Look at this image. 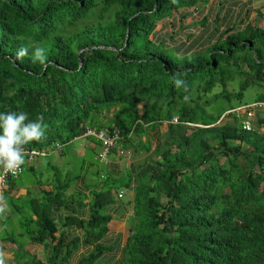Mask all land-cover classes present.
<instances>
[{
    "label": "trees",
    "instance_id": "16d2710c",
    "mask_svg": "<svg viewBox=\"0 0 264 264\" xmlns=\"http://www.w3.org/2000/svg\"><path fill=\"white\" fill-rule=\"evenodd\" d=\"M253 1L220 0L211 18L208 0H0V112L43 116L47 129L46 140L27 149L71 145L93 128L116 129L122 148L149 153L123 178L116 163L97 158L99 142L95 150L84 145L77 157L92 174L58 180L57 194L36 204L70 208L63 194L79 176L101 188L91 194L82 240L103 242L76 264H264V131L242 130L238 112L223 115L249 84L264 87V27L247 19ZM196 5L204 15L194 24L203 28L190 44L164 35L166 22L156 29L157 20L183 19L181 9ZM37 47L44 65L34 59ZM21 48L28 54L18 60ZM173 116L178 123L159 133ZM150 127L160 135L147 134L154 143L137 139ZM130 182L132 204L119 217L132 211V234L110 243L104 204L112 188ZM48 221L34 238L51 243L40 264H68L79 239L53 244Z\"/></svg>",
    "mask_w": 264,
    "mask_h": 264
},
{
    "label": "crops",
    "instance_id": "0c3cea01",
    "mask_svg": "<svg viewBox=\"0 0 264 264\" xmlns=\"http://www.w3.org/2000/svg\"><path fill=\"white\" fill-rule=\"evenodd\" d=\"M157 129L159 133L163 132L162 128ZM147 134L155 139L160 136L155 129L152 130L150 127L145 129L144 134L137 139L140 138L146 141L149 139ZM149 140L154 143V139ZM67 144H64L60 150L51 153L47 157H37L33 162H27L21 174L16 178L8 180L3 189L2 194L8 209L7 212L0 217V259L3 260V264H21L24 255L28 257V254H31L33 251L39 254V259L41 261H46L48 254H51V248L49 249V246H43L46 239L43 241L41 236L40 239L34 240V238L40 235L43 227H49L48 220H52L56 227V231L54 232L55 238L52 240L53 244H55L57 240L59 242L60 238L64 239L67 243L71 242V240L79 239V246L69 251V254L73 255L68 258V264H76V260L80 254L92 253V243L103 242L101 239L92 238L88 246H86L82 240L87 231V226L84 227L83 222L90 221L89 213L91 203H93L91 194H95V192L98 193L101 189L100 187L97 188L98 186H93L95 180H91L90 176L86 181H83V177L79 176L72 181L65 192L66 195L63 194L66 202L70 204V208L62 206L58 209L55 204H49L45 207H38L36 205L42 202L45 195L51 196L52 194H57L59 189L58 180L72 179V176L75 174L79 175L83 173L84 169L92 174L93 168L88 167L87 161H81L77 156L82 152V147L84 145L95 150L98 143L91 139L81 138L77 142L71 143V145ZM77 145L80 149L76 147L75 153L67 150V146L72 148V146L75 147ZM138 154H141V151ZM134 157L136 156H133L132 160H127L123 156L117 154L112 155V161L116 163L115 177H123L133 165L140 162H134ZM75 164L79 165V168H76L79 169V171L76 173L73 168ZM57 165L59 167H65L64 172L61 171V173H58L57 169H55ZM127 199H130V196H128ZM15 200H17V203ZM81 201L85 205H82ZM123 205L126 204L122 201H112L111 203L104 204L110 217L107 223L110 243H113L117 236L123 239L131 233L129 230L132 211L129 210L124 214V217H119V214L123 212V210L120 209ZM39 208H42L44 212H41ZM114 210L115 213L113 214L111 211ZM76 216L80 219H75ZM15 220H20V222L14 223ZM24 222L31 223V225H29L31 227V237L27 243L21 240L22 244L19 245L17 242L20 241L21 232L20 229L16 231V224H18V226H23L26 225ZM80 222L82 223L81 225L79 224ZM16 246L20 247L22 253L12 254ZM114 259L116 261L118 257Z\"/></svg>",
    "mask_w": 264,
    "mask_h": 264
},
{
    "label": "clouds",
    "instance_id": "9594fccd",
    "mask_svg": "<svg viewBox=\"0 0 264 264\" xmlns=\"http://www.w3.org/2000/svg\"><path fill=\"white\" fill-rule=\"evenodd\" d=\"M28 54L27 48H21L19 52L17 53L16 58L22 59ZM34 59L39 61L42 65L46 64L47 57L45 55V50L43 48L37 47L35 49L34 53ZM183 81L180 79L175 80V84L177 87H180L183 85ZM257 101H263V100H257ZM242 106H237L230 111H226L223 115L229 113V112H238L240 115V127H241V121L244 117V112L242 110H239L238 108H241ZM264 113V111H255V114ZM255 114L252 119L253 129L255 128ZM256 115V118H257ZM175 117V116H173ZM177 118V117H176ZM172 119V118H171ZM171 119L169 121H165V123L161 124V127L163 129V132L165 131V124L166 122H171ZM178 120V119H177ZM173 123V122H171ZM178 123V122H176ZM191 125V124H190ZM210 126V125H208ZM92 129V128H88ZM242 129V128H241ZM252 129V130H253ZM46 125L43 121V116H39L36 120H30L28 113L26 112H15V111H7V112H0V168L4 170L5 175L8 173H11L12 175L16 176H9L7 177L5 184L2 188H0V217L1 215L5 214L7 212L6 207V201L3 197L2 191L5 188L8 180L18 177L21 172L24 169V165L28 162H33L37 157H43L50 155L53 152H56L62 148L64 144L56 142L55 147L46 148L44 150H37V149H27V145L32 143H42L46 140ZM243 130V129H242ZM250 130V131H252ZM87 129L82 135L74 136L69 143L77 142L81 138H87L91 139L95 142L100 143V151L97 154V158H99V154L102 151V143L100 140L96 139L94 136L86 135ZM246 131V130H244ZM162 132V133H163ZM248 132V131H247ZM128 154L129 157L119 154L116 148H113L110 153L107 155V161H112V155L117 154L119 156H123L127 160H132L134 154L129 151L127 148H123ZM30 151H40L44 152V154H34L30 155ZM103 161V160H101ZM105 162V161H103ZM137 165V164H135ZM126 180L123 181L125 183ZM134 182V181H133ZM130 182L127 185H121L118 188H112V201L119 202L122 201L126 205L124 206H131L133 196H134V187L135 183ZM128 196H130V199H127ZM132 215L131 212V224H130V230L132 234ZM44 241V240H43ZM50 249V246H49ZM24 262L28 263L26 259H22ZM0 264H3V260L0 259Z\"/></svg>",
    "mask_w": 264,
    "mask_h": 264
},
{
    "label": "rangeland",
    "instance_id": "374dc122",
    "mask_svg": "<svg viewBox=\"0 0 264 264\" xmlns=\"http://www.w3.org/2000/svg\"><path fill=\"white\" fill-rule=\"evenodd\" d=\"M220 2V0H208V5L206 6V9H208V12L210 11L211 7H213V11L211 12V18L214 17V13L216 11V7L218 6V3ZM184 10L187 13V17H184L183 19H179V18H172L171 16H169L168 18H164L161 20H157L156 21V29L159 28L160 24L163 25L164 22H166V26L165 28L162 27V33L166 36H168L170 38L171 35H173V37H171L172 40L177 41V40H182L184 41V43H186V45H188V43L190 44L191 40L195 39L196 37H198V30H200L201 28H203L201 25L199 24H194L196 22H198L202 17H203V10L200 9L199 5H196L195 7H191L188 9H181ZM180 10V11H181ZM246 7L244 8V11H246ZM248 16L247 19H249L250 22H252V24H256V25H260L261 27H264V20H263V14H264V0H254L253 4H251L250 6H248ZM205 12V10H204ZM202 43L198 42L196 44H194L190 49L191 51L194 49H197L201 46ZM239 78V76H237ZM243 80V76L241 78ZM240 82V81H239ZM239 82L236 84L238 85ZM264 93V87L259 86L256 83H251L249 84L243 91V96L240 99H236V98H232L229 102H227L226 107L230 108V107H237V106H245L246 104L252 103L254 101H257L259 99H261V95H263ZM230 111V110H228ZM255 114V127L259 128L260 131H264V124L263 123H259L258 122V118L259 117H264V113H259L257 115L256 118ZM78 146V145H77ZM79 148V147H78ZM137 150H139V152L141 151V154H134V162L137 161H142L146 156H148V151L146 150H142L141 147H138ZM55 169H57L58 173L64 172L65 167L63 166H56ZM129 172V170L127 171ZM126 177V174L123 175V178ZM15 202L17 203V200H15ZM16 219V217H15ZM16 222H20V220H15L14 223ZM23 226H18V224H16V231H18V229H20V241H18L17 243L19 245H21V240H24L25 243H27L29 241V238L31 237V227L29 225H31L30 222H24ZM20 227V228H19ZM42 242V241H41ZM40 242V243H41ZM43 243V242H42ZM43 246H51V243L48 242L47 240L45 241V243H43ZM22 253V250L20 249L19 246H16L15 250L13 251L12 254H20ZM25 258L29 261V263H33L34 259L37 262V264H40L41 261L39 260V254H36L34 251L31 254H28V257L25 256ZM46 261H43V263H45ZM47 264H49L47 262Z\"/></svg>",
    "mask_w": 264,
    "mask_h": 264
},
{
    "label": "built area",
    "instance_id": "2783aa9c",
    "mask_svg": "<svg viewBox=\"0 0 264 264\" xmlns=\"http://www.w3.org/2000/svg\"><path fill=\"white\" fill-rule=\"evenodd\" d=\"M244 112V117L241 121V128L246 131H250L253 129L252 119L254 117L255 111H264V101H254L252 103L246 104L241 108H238ZM171 122L176 123L178 122L176 117H172ZM86 135L94 136L96 139L100 140L102 143V151L99 154V158L103 161H107V155L113 148H116L119 154H123L129 157V154L122 148L119 143V132L115 129L114 133L111 135L108 133L107 130L101 129L97 131L96 129H87ZM31 157L34 154H44V152L38 151H30L29 152ZM9 176H16L8 173L5 175L4 170L0 168V188H2L5 184L7 177Z\"/></svg>",
    "mask_w": 264,
    "mask_h": 264
},
{
    "label": "water",
    "instance_id": "95a60500",
    "mask_svg": "<svg viewBox=\"0 0 264 264\" xmlns=\"http://www.w3.org/2000/svg\"><path fill=\"white\" fill-rule=\"evenodd\" d=\"M251 45V44H250ZM80 63H81V60H80Z\"/></svg>",
    "mask_w": 264,
    "mask_h": 264
}]
</instances>
